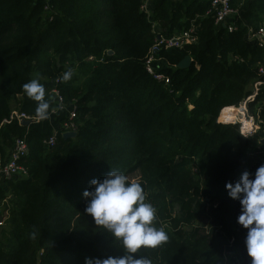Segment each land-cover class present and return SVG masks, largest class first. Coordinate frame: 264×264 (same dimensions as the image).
Wrapping results in <instances>:
<instances>
[{
  "label": "trees",
  "instance_id": "1",
  "mask_svg": "<svg viewBox=\"0 0 264 264\" xmlns=\"http://www.w3.org/2000/svg\"><path fill=\"white\" fill-rule=\"evenodd\" d=\"M143 1L0 0V162L17 139L28 146L20 160L26 173L0 185V264L123 255L120 242L84 213L82 192L110 169L141 183L155 226L168 235L140 256L153 264H223L231 248L249 264L239 204L224 186L264 164V143L219 119L259 79L264 51L248 37L264 22V0L231 1L233 32L215 25L210 0H151V18ZM154 24L167 36L197 29V43L154 55L164 80L146 70ZM186 57L190 65L181 67ZM31 79L45 87L47 120L36 118V102L22 90ZM53 90L76 107L78 128L75 138L57 134L48 148ZM263 98L264 87L247 107L264 132ZM13 110L31 124L8 122Z\"/></svg>",
  "mask_w": 264,
  "mask_h": 264
},
{
  "label": "clouds",
  "instance_id": "2",
  "mask_svg": "<svg viewBox=\"0 0 264 264\" xmlns=\"http://www.w3.org/2000/svg\"><path fill=\"white\" fill-rule=\"evenodd\" d=\"M71 77L72 72L66 71L61 80L66 82ZM22 90L36 102V118L49 119L50 103L45 99L44 85L38 79H31L22 85ZM89 185L90 188L82 192L86 201L84 213L120 242L124 254L86 257L84 264H153L151 259L140 256L139 251L162 246L168 235L163 228L155 226L156 210L146 202L141 183L130 181L119 170L110 169L103 179H92ZM224 187L227 196L239 204L236 223L246 230L243 244L249 264H264V164L254 173L241 172L238 180Z\"/></svg>",
  "mask_w": 264,
  "mask_h": 264
},
{
  "label": "built area",
  "instance_id": "3",
  "mask_svg": "<svg viewBox=\"0 0 264 264\" xmlns=\"http://www.w3.org/2000/svg\"><path fill=\"white\" fill-rule=\"evenodd\" d=\"M232 0H210L211 9L213 10V15L215 18V25L219 28L224 27L229 32H233L236 30V26L234 24V18L238 14V11L232 7ZM141 10L145 12L149 18L152 17V3L151 0H144L141 6ZM211 10L207 12L210 14ZM156 38L155 45L153 46L150 56L146 62V70L157 80H164V76L160 74H156L154 72V65L156 63L154 55L160 51L161 49L169 50V49H181L186 45H192L197 43V29L196 27H191L189 29L179 31L172 36L163 35L154 24L153 26ZM249 40L255 42L259 48L264 51V22L254 31H250ZM166 82L168 80L166 79ZM264 87V63L259 68V79L253 85V94L244 100L240 104L239 114L241 116V120L237 121L240 123L241 133L246 137H254L257 132L262 129V122L256 121L253 117L249 116L247 103L250 100H253L256 95L259 93L260 89ZM53 94L55 97V107L50 114L51 121L53 118L57 116H62L63 120L58 121L60 124H53V135L46 142V146L51 148L55 145L56 135L65 133L75 132L77 133V110L74 104L70 106H66L63 98L57 90H53ZM260 107L264 109V98L261 101ZM238 110V109H237ZM19 121L22 120H31L25 113H21L17 110H13L10 114V121ZM232 123V122H231ZM235 123V122H233ZM28 154V146L24 139H17L15 141L14 147L11 150L8 158L5 162H0V176L4 179L6 178H16L22 176L26 173L23 166L20 164V160L24 158ZM233 240L231 241V243ZM223 264H244L241 260L236 258H230L224 252V263Z\"/></svg>",
  "mask_w": 264,
  "mask_h": 264
},
{
  "label": "rangeland",
  "instance_id": "4",
  "mask_svg": "<svg viewBox=\"0 0 264 264\" xmlns=\"http://www.w3.org/2000/svg\"><path fill=\"white\" fill-rule=\"evenodd\" d=\"M240 107H237V109H239ZM222 113V112H221ZM221 116V114H220ZM58 120H59V116H57L56 118H53L52 120V123L54 125H57L58 123ZM241 120V116L239 114V112L236 114V119H231L228 121V123H238L237 121H240ZM253 142L252 144H255V145H259V143L264 139V132L262 129H260L257 134L254 136V137H251ZM225 253L230 257V258H236L239 260V252L237 250H234V249H231V248H228V249H225ZM224 263V262H223Z\"/></svg>",
  "mask_w": 264,
  "mask_h": 264
},
{
  "label": "water",
  "instance_id": "5",
  "mask_svg": "<svg viewBox=\"0 0 264 264\" xmlns=\"http://www.w3.org/2000/svg\"><path fill=\"white\" fill-rule=\"evenodd\" d=\"M112 51L109 52V55H112ZM191 59L189 57H186L180 64L181 67H188L190 65ZM220 121V119H219ZM223 122V121H220ZM20 124L24 127H28L31 124V120H22L20 122ZM77 136V133L75 132H71V133H65L63 134V138L67 139V138H75ZM262 143H264V139L261 141Z\"/></svg>",
  "mask_w": 264,
  "mask_h": 264
},
{
  "label": "bare ground",
  "instance_id": "6",
  "mask_svg": "<svg viewBox=\"0 0 264 264\" xmlns=\"http://www.w3.org/2000/svg\"><path fill=\"white\" fill-rule=\"evenodd\" d=\"M239 111L240 110L239 109L237 110L236 107H231L223 110L220 116V121L228 123L229 120L236 119V114Z\"/></svg>",
  "mask_w": 264,
  "mask_h": 264
},
{
  "label": "crops",
  "instance_id": "7",
  "mask_svg": "<svg viewBox=\"0 0 264 264\" xmlns=\"http://www.w3.org/2000/svg\"><path fill=\"white\" fill-rule=\"evenodd\" d=\"M59 120L62 121V120H63V117H62V116H59ZM59 120H58V121H59ZM57 124L59 125L60 123L58 122ZM0 185L5 186V185H4V178L1 177V176H0Z\"/></svg>",
  "mask_w": 264,
  "mask_h": 264
}]
</instances>
